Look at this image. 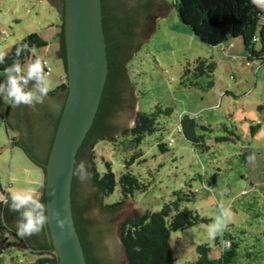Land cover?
Listing matches in <instances>:
<instances>
[{
  "label": "rangeland",
  "instance_id": "1",
  "mask_svg": "<svg viewBox=\"0 0 264 264\" xmlns=\"http://www.w3.org/2000/svg\"><path fill=\"white\" fill-rule=\"evenodd\" d=\"M162 1L167 5L173 2ZM55 10L51 0H0V60L28 34L36 33L52 41L50 24H61ZM154 26L155 31L123 65V71L134 91L136 113L150 112L159 105L162 109L172 108V114L159 120L163 124L159 126L161 130L146 138L141 159L129 168L149 185L148 189L136 193L121 207L134 209L141 217L147 211H160L164 203L174 200V191L193 192L195 200L184 206L207 221L171 233L175 264L194 262L197 248L204 245L210 248V259H219L228 242L234 244L235 252L229 264H264V62H249L240 39L217 47L203 44L179 21L174 8L164 19L156 18ZM59 52L52 45L34 53L52 68L48 74L50 92L66 82ZM198 59L214 63L213 75L196 80L192 75L183 77L184 70ZM29 62L31 58L25 65ZM7 106L0 100V196L29 186L41 192V185L31 183L43 174L41 169L19 148L10 146L9 138L16 133L5 131L3 116ZM136 113L130 119L131 126ZM183 116L196 120L197 134L203 136L207 149L194 147L178 133ZM125 130L112 138H119ZM160 137L167 152L157 147ZM112 138L100 135L90 144L87 157L90 173L92 156L101 174L106 171L104 163H110L117 181L126 171L124 158L131 154L120 152L117 142L109 143ZM118 190L116 187L107 198L101 195L102 205L120 201ZM221 203L231 206L233 222L215 240H209L207 228L219 213ZM122 223L114 228V237L124 255L120 240ZM34 235L30 242L36 238ZM8 242H15V238L7 229L0 228V264H27L36 258L29 254L24 257V246L8 248ZM14 256L12 263L10 258Z\"/></svg>",
  "mask_w": 264,
  "mask_h": 264
},
{
  "label": "trees",
  "instance_id": "2",
  "mask_svg": "<svg viewBox=\"0 0 264 264\" xmlns=\"http://www.w3.org/2000/svg\"><path fill=\"white\" fill-rule=\"evenodd\" d=\"M105 1L106 0H103L102 8L103 28L107 46L108 76L99 110L78 151L76 156L77 162L81 157L84 145L89 144V141H91L96 133L102 129L101 122L108 112L107 104L112 83L117 76H120L121 70L124 69V63L122 62L125 61L123 59H118L119 56L123 55V58L126 59L127 56V58H130L135 53V50L139 48L140 31L144 33L146 26H150L151 23H149V21L151 18L155 17L153 16L155 12L167 11L174 8L179 21L183 25L189 27L193 35L203 44L210 47H217L229 43L230 40L240 39L249 62H264V23H262L264 22V8L257 6L252 0H173L171 5L165 4L162 0H145L136 7L141 20L138 24L134 21V17L132 16L135 6L126 8L125 4L123 11H115L113 9L107 11ZM141 7H144V11L141 10ZM112 12L127 16L119 19L112 16ZM60 22V62L62 70L66 75L65 50L62 36L63 19L61 15ZM112 22L116 24L114 25L116 28H114ZM113 31H115L114 34ZM126 39L129 42L135 40L137 44L128 50H124L121 47H124L123 44H125ZM113 40H116L118 45L122 44V46L119 47V54L115 60H113L112 55L111 57L109 55L110 52H112L110 42ZM25 43L29 45V50H25L20 57L23 64L30 58L31 61L35 59L36 56L34 53L49 45V41L46 38L36 33L28 34L22 40L18 41L0 60V80L5 79L4 69L11 65L13 60L16 59L15 53L17 47ZM32 48L35 50L31 51ZM214 70V63L206 59H198L192 67H188L184 70L183 77L186 78L192 75L195 80L204 75L210 77L213 75ZM66 83L67 81L60 84L53 92H49L48 96L55 97L59 92H65L66 95ZM211 84L212 83H210V85ZM193 85L197 86V82H194ZM13 110H15V117L17 118L19 116V108L13 109L9 106H7L3 116L5 131L11 130L16 133V136L9 138V142L12 146L21 149L25 156L35 166L39 167L44 174L42 165L45 161L39 162L27 145L20 139H17L19 137V129L17 123L12 120L11 115ZM60 114L56 123L47 121V125L53 128L50 146L53 141ZM171 114L172 108L162 109L159 105L155 106L150 112L138 111L134 118L133 125L125 130L119 138H112L109 140V143L117 142L120 144V152L131 154L128 158H124L126 171L120 175L117 181L110 163H104L106 171L101 174L98 168H96V163L94 164V161H92L93 158L91 156V178L98 193L103 195L104 198H107L115 193L116 187L119 188L118 193L120 195V201L114 204L102 205V202L97 200L101 202V205L108 212L118 210L127 199L132 198L136 193H144L148 189L149 185L142 183L138 177L129 171V168L136 161L141 159V146L146 138L153 136L154 133L161 130L159 126L163 124H160L159 120L162 119V117H170ZM44 124L42 127L40 125V127L41 132H44L46 135L47 130H44ZM198 128L199 126L194 118L183 116L179 121L178 133L182 134L194 147L201 146L207 149V147L203 145V136L197 134ZM201 129L205 128L201 127ZM161 140L162 137H160V139L158 138L159 143H157V147L161 152H167L168 149ZM91 153H93V150H91ZM173 197L174 200L164 203L160 211H147L141 217L126 220L121 224L120 240L124 251L125 264H175L170 242L171 233L178 230H185L207 221L205 218L199 217L197 213L184 206L186 203L195 200V193L174 191ZM71 203L74 225L84 251L85 261L87 264H95L93 261L91 262V253L87 250L86 239L81 233L86 225L81 218L83 217L84 210L89 204V198L77 204L75 201L73 183ZM17 218L18 214L12 212L8 205L0 200V228L7 229L12 237L15 238V242H8V248L22 249L21 246H24V257H27L28 254L36 256L32 262H27V264H58V259L48 239L46 227L43 229L47 238L45 243L40 244L36 238L33 237L34 240L30 242V237L21 239L16 235L15 220ZM137 248H139V251H137ZM209 250L210 248L207 245L199 246L197 248V259L187 264H229L235 256L234 244L230 242L224 246L219 259H210L208 256ZM15 258V256L11 257L10 261L15 263Z\"/></svg>",
  "mask_w": 264,
  "mask_h": 264
},
{
  "label": "water",
  "instance_id": "3",
  "mask_svg": "<svg viewBox=\"0 0 264 264\" xmlns=\"http://www.w3.org/2000/svg\"><path fill=\"white\" fill-rule=\"evenodd\" d=\"M144 1L106 0L105 4L107 11L111 9L123 11L125 4L126 8L135 6L132 16L138 24L141 20L136 7ZM51 2L59 12L60 8H57L56 4L60 5L62 0H51ZM102 4L103 0H63L62 2L60 15L63 19L62 36L67 90L65 100L62 101L60 93L50 101L56 110L60 105H63V108L47 158L45 146L44 149L43 146L34 148L40 158H46L42 165L44 168L42 199L49 205L50 214L52 211H59L62 217L67 218L63 229L57 226L55 218H52L46 226L48 239L58 264H87L72 216V183L77 204L89 198V204L84 210V217L87 220L85 239L91 256L97 264H125L122 249L114 237V228L126 219L138 217V213L131 208L121 207L114 212L103 209L97 201L101 194L92 185L91 180L81 183L73 175V167L76 163L85 161L89 165L87 150L93 141L100 135L112 138L122 129H129L130 119L136 113L134 91L128 84L124 71L121 70L120 76L114 79L111 86L108 112L101 122L102 129L89 141V144L84 145L77 162L78 151L99 110L108 76ZM141 10L144 11V7H141ZM168 11H157L153 14L155 17L149 21L150 26H146L144 33L140 31L139 46L147 42L155 31L154 20L164 19ZM136 44L135 41L131 45L134 47ZM57 56L60 57V52ZM127 57L125 59L120 55L118 59H123L125 62L122 63L125 64L131 58ZM50 129L52 131L51 127ZM34 137L36 138L35 134L33 139Z\"/></svg>",
  "mask_w": 264,
  "mask_h": 264
},
{
  "label": "clouds",
  "instance_id": "4",
  "mask_svg": "<svg viewBox=\"0 0 264 264\" xmlns=\"http://www.w3.org/2000/svg\"><path fill=\"white\" fill-rule=\"evenodd\" d=\"M257 6H264V0H252ZM29 50L27 43L17 47L16 59L4 69V80H0V100L9 107L16 109L21 106L33 110L37 105H42L51 91V81L48 79L46 64L37 56L27 65L21 62V55ZM35 49L32 48L31 51ZM90 165L80 161L73 167V175L81 183L91 179ZM54 194V193H53ZM43 193L36 187H24L11 191L7 196L0 197L12 212L18 214L15 220L16 235L21 239L31 237L41 232L52 218L56 219L57 226L63 229L67 218L62 217L59 211L49 213V205L42 199ZM234 212L231 206L219 205V213L207 228L209 240H215L217 235L228 229L233 222ZM139 251V248H137Z\"/></svg>",
  "mask_w": 264,
  "mask_h": 264
},
{
  "label": "flooded vegetation",
  "instance_id": "5",
  "mask_svg": "<svg viewBox=\"0 0 264 264\" xmlns=\"http://www.w3.org/2000/svg\"><path fill=\"white\" fill-rule=\"evenodd\" d=\"M62 2H63V0H62ZM62 2L60 3V5L56 4L57 8H60L59 14H60L61 9H62ZM111 15L115 16L116 18H119V19L127 16V15L125 16L122 14H118L116 12H112ZM112 25L114 26L116 24L114 22H112ZM114 28H116V27L114 26ZM114 33H115V31H113V34ZM133 42L134 41L129 42L126 39L125 44H123L124 47H121L122 44L118 45L116 43V40H113L112 42H110V48L112 50V52H110V54H109L110 57L112 55L113 60H115L119 54V52H118L120 50L119 47H121L124 50H128L129 48H131L133 46V45H131ZM60 93H61V98L63 101V99L65 97V92H59V93H57V95H60ZM53 98L54 97H52V96H47L45 102L42 105H37L35 110H33L31 108H27L26 106H21L19 108V116L17 118L15 117V110L12 111L13 113L11 115L12 120L17 123L18 129H19V131H18L19 137L17 139H20L21 141H23L27 145V147L33 153L34 157L39 162L46 161L47 154L49 152L50 142H51V139L53 136L52 135L53 134V128L51 127L52 131H50L51 129H50L49 125H47V121H51L53 123H56L58 116L60 114L61 108H62V105H60L56 110L52 106L50 101ZM44 123H46V124H44ZM43 124L45 127L44 130H47L46 132L49 131L48 134H46V136H45L44 132H41V127ZM40 125H41V127H40ZM34 134L36 135V138L34 137V139H33ZM46 143H47V145H46ZM36 146L38 148L40 146H43V149L45 146V149H46V158L45 159H42L37 155V153L35 152V149H34ZM81 219L84 220L83 222L86 223L84 230H82V232H81L82 236L85 237L86 233H87V228H86L87 220L84 217V213H83V217ZM35 237L37 238L36 240L40 244L45 243L47 241L46 235L44 234L43 230L39 233H36ZM86 246H87V250L90 251L88 244ZM91 259H92L91 262L93 261L95 264H97V262L92 257H91Z\"/></svg>",
  "mask_w": 264,
  "mask_h": 264
},
{
  "label": "crops",
  "instance_id": "6",
  "mask_svg": "<svg viewBox=\"0 0 264 264\" xmlns=\"http://www.w3.org/2000/svg\"><path fill=\"white\" fill-rule=\"evenodd\" d=\"M56 11V13H57V15L59 16V18H60V14H59V12L57 11V10H55ZM59 24V23H58ZM58 24H55V23H51L50 25H51V27L53 28V38H52V41L51 40H48L49 41V45L46 47V48H44V49H47L49 46H52V45H54V47H57V50L59 51V49H60V42H59V36H60V34H59V32H60V29H59V27H58ZM56 35V37H54ZM57 45V46H56ZM59 59V62H60V57L58 58ZM61 63V62H60ZM62 67V66H61ZM62 79H63V77H62ZM61 79V82H63V80ZM10 143V142H9ZM10 146L12 147V148H14V149H16V148H18V147H14V146H12L11 144H10ZM21 150V149H20ZM24 154V153H23ZM25 155V154H24ZM30 161V160H29ZM31 162V161H30ZM32 163V162H31ZM33 164V163H32ZM34 165V164H33ZM37 167V166H36ZM39 168V167H38ZM42 171V170H41ZM42 173H43V171H42ZM31 183H33L34 185H41L42 186V193H43V188H44V174H42L41 176H38V178H37V181L35 180V181H33V182H31ZM3 196H7V194L6 195H3ZM35 236V235H34ZM25 249L23 248L22 249V251H24Z\"/></svg>",
  "mask_w": 264,
  "mask_h": 264
},
{
  "label": "built area",
  "instance_id": "7",
  "mask_svg": "<svg viewBox=\"0 0 264 264\" xmlns=\"http://www.w3.org/2000/svg\"><path fill=\"white\" fill-rule=\"evenodd\" d=\"M45 64H46V71H47V73L49 74V73H51L52 72V68H51V66L49 65V63L47 62V61H43Z\"/></svg>",
  "mask_w": 264,
  "mask_h": 264
}]
</instances>
